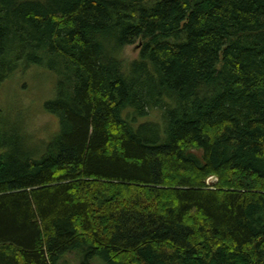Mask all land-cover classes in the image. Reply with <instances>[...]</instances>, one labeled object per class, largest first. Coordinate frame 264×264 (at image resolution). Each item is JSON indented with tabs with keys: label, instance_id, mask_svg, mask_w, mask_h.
I'll return each instance as SVG.
<instances>
[{
	"label": "trees",
	"instance_id": "16d2710c",
	"mask_svg": "<svg viewBox=\"0 0 264 264\" xmlns=\"http://www.w3.org/2000/svg\"><path fill=\"white\" fill-rule=\"evenodd\" d=\"M34 65L59 129L0 106V264H264V0H0V86Z\"/></svg>",
	"mask_w": 264,
	"mask_h": 264
},
{
	"label": "rangeland",
	"instance_id": "374dc122",
	"mask_svg": "<svg viewBox=\"0 0 264 264\" xmlns=\"http://www.w3.org/2000/svg\"><path fill=\"white\" fill-rule=\"evenodd\" d=\"M140 42L128 45L123 52L124 62L130 63L140 54ZM56 76L41 66L18 70L0 86V106L10 123L19 122L35 145H42L59 129L55 116L44 110V103L55 94ZM219 180L210 176L206 183L216 186ZM71 264H78L69 256Z\"/></svg>",
	"mask_w": 264,
	"mask_h": 264
}]
</instances>
